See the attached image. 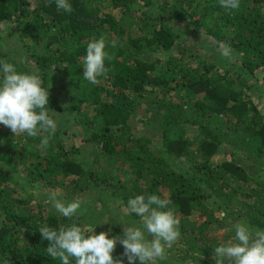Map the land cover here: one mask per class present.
Here are the masks:
<instances>
[{
    "label": "trees",
    "instance_id": "1",
    "mask_svg": "<svg viewBox=\"0 0 264 264\" xmlns=\"http://www.w3.org/2000/svg\"><path fill=\"white\" fill-rule=\"evenodd\" d=\"M109 1L71 0L65 13L55 0H0V61L38 72L58 117L47 148L43 134L15 139L0 128V264H60L45 255L39 231L71 223L53 211L54 191L63 200L92 194L96 202L78 214L89 226L108 202L118 201L132 226L139 218L127 211L129 198L167 199L181 234L161 264H216L213 249L233 225L264 230V114L253 99L264 95V0H241L238 11L219 0ZM101 36L111 59L93 85L83 78L84 57ZM188 44L208 45L212 61ZM142 107L151 114L146 126H160L159 141L134 136L130 120ZM24 138L38 149L21 146ZM41 186L48 193H33ZM126 228L96 232L111 230V238ZM124 251L118 243L113 255L128 264Z\"/></svg>",
    "mask_w": 264,
    "mask_h": 264
},
{
    "label": "clouds",
    "instance_id": "2",
    "mask_svg": "<svg viewBox=\"0 0 264 264\" xmlns=\"http://www.w3.org/2000/svg\"><path fill=\"white\" fill-rule=\"evenodd\" d=\"M56 8L71 13V0H55ZM225 10L238 11L241 0H219ZM108 44L103 36L93 38L87 45L84 57L83 78L95 85L109 69L111 59ZM224 55H229L228 51ZM51 89V88H50ZM50 89L44 85L38 72L21 71L13 62L0 61V124L11 129L14 135L26 134L38 137L41 147L47 148L49 140L58 128L57 113L50 109ZM61 115V114H60ZM58 192L49 196L51 207L70 220L58 229L45 225L39 229L44 240L49 241L45 255L60 264H123L114 257L117 244L124 248L128 264H161L167 258L168 249L180 237V220L169 207V201L157 194L137 195L126 202L127 211L138 217L123 235L110 238V231L97 234L98 225H85L78 218L83 208L81 199H58ZM82 221V224L78 222ZM234 235L214 249L216 264H264V230L253 229L246 222L233 225ZM154 236L149 239V236Z\"/></svg>",
    "mask_w": 264,
    "mask_h": 264
},
{
    "label": "rangeland",
    "instance_id": "3",
    "mask_svg": "<svg viewBox=\"0 0 264 264\" xmlns=\"http://www.w3.org/2000/svg\"><path fill=\"white\" fill-rule=\"evenodd\" d=\"M108 2H110L108 0ZM109 4V3H108ZM108 13H111L113 14L116 18L120 19V15H119V12L118 10H115L114 8H109L107 9ZM120 26L121 27L123 25V28L125 29L126 28V23L123 22L122 23V20L120 21ZM185 25H182V27L180 28V30H183L184 32L187 31V27H184ZM199 42H204V36H201V35H198V38H196ZM204 47H197L196 50L197 51V54L200 55L203 59H206L208 62H211L212 61V58L213 56L212 55H209L208 54V45H203ZM187 49L189 51L193 50V46L191 44H188L187 46ZM213 48H214V54H216L217 56V53L221 54L222 53V49L223 48H220V47H216L215 45H213ZM201 49V50H199ZM195 50V51H196ZM194 51V50H193ZM194 51V53H195ZM161 54V53H160ZM194 63L195 64H198L199 63V60L195 59L194 57ZM231 74H236L235 71H232ZM102 82L104 84L107 83V79L104 78L102 79ZM156 94H158L160 97L162 95V93L159 91H155ZM253 99L254 101L256 102V104L259 106V108L261 109V111L263 112L264 114V95L262 97L258 96V94H255L253 96ZM146 112H148L145 107H142L141 109L135 111L133 114H132V117H131V124L133 125V133H134V136L135 137H142V136H147V137H151L153 138V140L155 141H159L162 137V132L160 130V126H157V125H149V126H146L147 124V118H149L151 116V114L148 116L146 114ZM148 116V117H147ZM0 128L4 131H9V133L11 132L12 134H14L11 129L7 126H4L2 124H0ZM70 133L73 134L77 132V134H79L80 132V128H76L75 126H72V129H70L69 131ZM15 136V139H19V137L21 136V134H17V135H14ZM187 136H191L190 134H187ZM77 144L78 145H81V142L80 141H77ZM21 146H30L29 148L31 149H38L39 147V144H31L28 142V140L26 138H24ZM91 151V150H90ZM128 172V171H127ZM35 190H33V193L35 192H38V193H43L45 192L48 193V190L47 189H43V187H39V188H34ZM59 192V191H57ZM40 193V194H41ZM63 192H60V195L62 196ZM40 195L38 194L37 197H39ZM41 197V196H40ZM20 199H22L21 197H19ZM90 198H93V195L90 194V193H84V192H80V191H77L73 194V197L72 198H66L65 201H71L73 199H81L83 201V207H88V206H92V204H94L96 201L94 200L93 202H89L88 200ZM35 202L32 203L33 207L36 208V200H34ZM107 209L105 211V214H103V217L101 216L102 214L98 213L95 211L92 215V217H97L98 220H100V223L106 221V220H109L107 223L105 224H102L101 227L103 229H108L113 225H117L119 226L120 228H125L127 225L126 224H122L120 223L118 220H120L121 222H125V218L122 216V215H119L120 213V210H122V206L118 203V201H112V202H108L107 204ZM53 211H55L53 209ZM56 212V211H55ZM124 219V221L122 220ZM115 221V223H113V221ZM89 226V225H88ZM94 227V226H93ZM223 232V231H222ZM218 242V241H217Z\"/></svg>",
    "mask_w": 264,
    "mask_h": 264
}]
</instances>
